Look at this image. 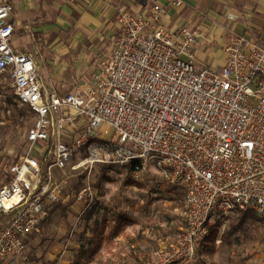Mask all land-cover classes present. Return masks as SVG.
<instances>
[{
    "label": "built area",
    "instance_id": "built-area-1",
    "mask_svg": "<svg viewBox=\"0 0 264 264\" xmlns=\"http://www.w3.org/2000/svg\"><path fill=\"white\" fill-rule=\"evenodd\" d=\"M12 11L0 0V73L33 121L27 149L0 186V262L21 256L63 201L56 173L70 166L129 164L137 178L155 159L184 188L182 225L150 264H202L210 227L223 230L233 211L252 210L264 233V39L229 32L221 66L197 64L201 36L168 26L167 6L120 8L96 74L59 92L44 88L33 55L11 46ZM96 192L85 185L77 194Z\"/></svg>",
    "mask_w": 264,
    "mask_h": 264
},
{
    "label": "rangeland",
    "instance_id": "rangeland-1",
    "mask_svg": "<svg viewBox=\"0 0 264 264\" xmlns=\"http://www.w3.org/2000/svg\"><path fill=\"white\" fill-rule=\"evenodd\" d=\"M62 16L56 36L43 42L34 54L43 80L53 88L69 91L96 74L116 33L112 29L116 20L111 28L100 26L93 34L91 27L80 22V11ZM55 45L59 49L51 50ZM14 103L25 107L16 102L9 75L0 73V186L11 178V166L27 149L26 134L33 121L32 111L30 114L25 107L29 111L22 114ZM75 163L73 159L70 164ZM56 175L65 180L63 201L52 206L39 232L29 236L23 254L0 264H71L78 249L87 245L95 222L100 224L103 217L110 221L116 212L127 213L133 222L111 242H102L93 258L82 264H150L153 250L172 240L182 225L184 188L170 184L165 168L155 159L137 178L129 164L119 163L77 169L70 166ZM85 185L97 188L91 198L78 197V190ZM257 218L254 212L230 213L225 228L215 234L214 252L204 251L202 264H264V233ZM212 230L210 227V233Z\"/></svg>",
    "mask_w": 264,
    "mask_h": 264
},
{
    "label": "crops",
    "instance_id": "crops-1",
    "mask_svg": "<svg viewBox=\"0 0 264 264\" xmlns=\"http://www.w3.org/2000/svg\"><path fill=\"white\" fill-rule=\"evenodd\" d=\"M8 1L13 7L11 17L13 34L10 44L14 50L29 53L35 59V51L42 49V44L48 40L51 41L56 36L57 27L63 23L62 15L69 16L71 12L77 10L83 16L80 18V22L91 27L94 34L100 26H107L108 28L112 26L111 24L114 19L116 20V14L120 8L134 12H146L153 5H165L168 11L166 15L168 26L172 28L187 26L201 36L202 47L195 54V63L209 64L218 68L223 62V45L229 32L244 34L252 41L264 39V0ZM175 1H179V4L174 5L173 2ZM86 18H90L89 23H86ZM112 29L117 31V23ZM110 34H112L111 31ZM206 40L209 42L207 43ZM53 49L59 48L55 45L52 46L51 50ZM36 62L38 64L37 60ZM41 79L44 88H51L43 80L42 74ZM57 89L59 92H67V89Z\"/></svg>",
    "mask_w": 264,
    "mask_h": 264
},
{
    "label": "trees",
    "instance_id": "trees-1",
    "mask_svg": "<svg viewBox=\"0 0 264 264\" xmlns=\"http://www.w3.org/2000/svg\"><path fill=\"white\" fill-rule=\"evenodd\" d=\"M8 103H12V100H8ZM15 109H18L22 114H24L26 111L29 110L25 107L18 108L17 104L14 103ZM31 111H29L30 113ZM31 114V113H30ZM48 163V156L47 154L44 155L41 167L42 171L45 169L46 165ZM10 179H7V182ZM248 212H253L252 210L243 211L244 214ZM258 217V216H257ZM258 219V218H257ZM132 218L128 216L125 212H116L113 214L112 220H105L103 217L101 220V223L98 224V222H95V229L90 237L87 238V245L81 246L78 249V252L76 254L75 260L71 262V264H82L84 261H89L93 258V256L98 252L102 242H111L115 237L119 236L125 226L131 224ZM106 226V232L104 231V228ZM238 225L233 226V229H235ZM217 230L214 229L211 231L210 235L207 238V244L204 246V251L207 254H212L215 250V234ZM228 233V232H226ZM211 243V244H208Z\"/></svg>",
    "mask_w": 264,
    "mask_h": 264
}]
</instances>
